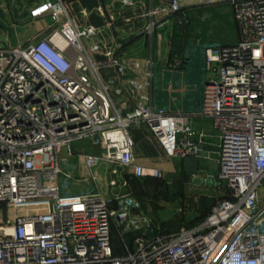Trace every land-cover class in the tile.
Returning a JSON list of instances; mask_svg holds the SVG:
<instances>
[{
	"label": "built area",
	"instance_id": "built-area-1",
	"mask_svg": "<svg viewBox=\"0 0 264 264\" xmlns=\"http://www.w3.org/2000/svg\"><path fill=\"white\" fill-rule=\"evenodd\" d=\"M221 1L231 5L238 39L201 48L196 113L218 133L214 181L226 197L199 224L170 233L157 231L131 195L64 191L73 171L68 159H82L90 171L105 162L114 174L121 168L136 178L161 177L160 168L147 170L134 156L129 128L145 123L167 158L199 157L202 135L193 140L189 116L152 109L142 94L148 82L137 74L123 82L133 71L59 2L35 7L30 17L53 8V19L65 18L60 25L15 46L0 44V264H264V0H202ZM178 9L174 0L169 11ZM122 95L133 101L130 112L115 102ZM85 140L99 152L74 151Z\"/></svg>",
	"mask_w": 264,
	"mask_h": 264
},
{
	"label": "crops",
	"instance_id": "crops-1",
	"mask_svg": "<svg viewBox=\"0 0 264 264\" xmlns=\"http://www.w3.org/2000/svg\"><path fill=\"white\" fill-rule=\"evenodd\" d=\"M173 1L0 0V29L4 31L9 40V34L23 33V42H25L28 32L31 30L34 31L36 37L43 36L52 28L60 25L65 18L53 19V8H49L37 18H31L30 11L42 4L54 2L62 4L67 17L79 27L94 26L96 35L92 41L102 42L107 48L114 49L115 53L133 71L126 75L123 82H127L129 77L137 74L141 81L148 82V86L144 88L142 94L147 96V103L152 109L163 108L169 114L180 111L189 116L191 126L196 132V137L193 140L197 141L199 135H202V154L199 157L189 155L176 158L183 162L186 159L190 160L189 163L196 162V165L192 166L189 163L186 164L189 169H192L193 177L198 176L197 178L202 180L208 176L215 178L218 172V133L209 118L196 113L202 98L204 77V57L201 48L213 42L233 43L238 39V31L234 18H230V20L228 18L227 24H223L221 21V28L214 32V37L210 36V32L204 30L202 26L205 25L204 22H197L195 26L191 22L192 11L199 16L203 12H209L208 10L212 7L230 5L227 1L205 4L202 0H176L179 9L171 13L169 7ZM23 22L27 24H17ZM222 28L226 29L223 31ZM23 42H17V45ZM180 58H183L184 62L175 64V61ZM99 59L104 60L102 56H99ZM104 71L111 72L112 68H105ZM114 99L117 105L126 103L123 113L130 112L134 107L133 101H129L124 95L114 96ZM141 125H145L147 129L142 136L138 134ZM129 132L134 141V156L141 164H151L152 166L154 164L158 168L157 164L163 162V159H170L162 154L156 141L155 143L151 141L154 139L145 123L132 125ZM75 144L73 145L74 151H76ZM91 146L95 148V146ZM63 151L66 156L61 155V158L67 157L66 150ZM85 153L97 154L98 152L85 151ZM73 160L72 158L68 159V163L73 169L71 174L92 187L91 190L89 189L90 191H84L85 187L76 186L67 192H100L95 169L105 167V173H111V177L105 174V178H108V189L110 188L108 197L125 194L124 188L127 182L122 175L128 173L126 170L118 168V172L114 174L112 165L101 162L90 171L85 167L82 159L76 157L74 163ZM198 162L203 165L198 166ZM209 162L212 165H208ZM213 163L214 167H211ZM90 175H93L95 179ZM110 180L116 181V184L111 186ZM121 180L123 181L120 186ZM202 183L204 184V182ZM209 186L219 188L216 182ZM100 193L102 194V192Z\"/></svg>",
	"mask_w": 264,
	"mask_h": 264
},
{
	"label": "rangeland",
	"instance_id": "rangeland-1",
	"mask_svg": "<svg viewBox=\"0 0 264 264\" xmlns=\"http://www.w3.org/2000/svg\"><path fill=\"white\" fill-rule=\"evenodd\" d=\"M216 10V11H215ZM209 12L196 15L193 11L190 14L191 22L195 26L197 22H204L202 25L206 32H210V36L214 37V32L221 28L220 22L227 24L226 20L233 19V13L231 10V5H224L223 7L211 8ZM215 12V13H214ZM29 23V22H28ZM18 25H26V22L17 23ZM223 31L226 28H222ZM0 44L4 47L15 46L17 42H23V33L9 34L10 40L6 38L4 31L0 29ZM237 34V32H236ZM238 35V34H237ZM36 37L34 31L28 32L27 39L30 40ZM147 129L145 125H141L138 134L143 135L146 133ZM155 143V140H151ZM150 141V142H151ZM151 142V144H152ZM76 152L93 151L99 152V148L92 147L88 141H79L75 144ZM63 156H66L63 151ZM76 159V156L72 157V160ZM73 160V163H74ZM163 164H157L158 168L162 170L161 177L146 175L141 179H135L130 173L123 174L127 184L124 188V193L136 198L140 204V212L144 216L148 217L154 224L157 231L162 233L173 232L178 229L179 226L189 225L199 219L200 216L205 212L206 208L218 198L225 195L221 188L214 186L205 185L203 183L197 184L193 181L192 169H189L188 164L189 159L184 162L179 158L163 159ZM192 162V161H191ZM196 162L189 163L191 166L196 165ZM208 165H212L207 163ZM203 164L198 162V166ZM104 166V165H103ZM147 170H151V167H155L153 164H146ZM214 167V163L213 166ZM157 168V167H156ZM105 167H98L95 169L96 175L98 176L97 185L102 192L104 197L110 195L108 189V178H105V174L111 177V173L107 174L104 171ZM76 170V168H75ZM150 172V171H148ZM101 173V174H100ZM71 178L67 180L66 187L64 191H69L72 187L84 188V191H90V185L76 178L70 174ZM197 176V174H196ZM198 177V176H197ZM61 180H66L63 176ZM120 182V186L122 184ZM90 189V190H89ZM0 208H4V205L0 204ZM5 215V209L2 211ZM0 216L1 220L5 221V216ZM130 234V233H127ZM123 236L125 239L126 235ZM114 241H120V235L115 229L113 232ZM116 238V239H115Z\"/></svg>",
	"mask_w": 264,
	"mask_h": 264
},
{
	"label": "trees",
	"instance_id": "trees-1",
	"mask_svg": "<svg viewBox=\"0 0 264 264\" xmlns=\"http://www.w3.org/2000/svg\"><path fill=\"white\" fill-rule=\"evenodd\" d=\"M222 197H226V195H223ZM216 200H214L207 208H206V210H205V212L202 214V216H200L199 217V219L197 220V221H195V222H193V223H189V225H183V226H185V227H193V226H195V225H197V224H199L201 221H203V219L205 218V216L208 214V212H209V210H210V207L214 204V202H215ZM179 227H181V226H179ZM178 227V228H179ZM170 233V232H169ZM116 239V238H115ZM132 239H133V234L132 233H130V234H127L126 235V237H125V240L126 241H128L129 243L132 241ZM117 242V241H116Z\"/></svg>",
	"mask_w": 264,
	"mask_h": 264
},
{
	"label": "water",
	"instance_id": "water-1",
	"mask_svg": "<svg viewBox=\"0 0 264 264\" xmlns=\"http://www.w3.org/2000/svg\"><path fill=\"white\" fill-rule=\"evenodd\" d=\"M206 80L208 81V78H206ZM193 181L195 183H197V184H201L202 182H204V184H206V185H213V184H215V181H214V177L213 176H208L204 180H202L201 178L194 177L193 178ZM216 184L219 185V182H216Z\"/></svg>",
	"mask_w": 264,
	"mask_h": 264
},
{
	"label": "bare ground",
	"instance_id": "bare-ground-1",
	"mask_svg": "<svg viewBox=\"0 0 264 264\" xmlns=\"http://www.w3.org/2000/svg\"><path fill=\"white\" fill-rule=\"evenodd\" d=\"M20 211L22 212V211H24V209L23 208H20Z\"/></svg>",
	"mask_w": 264,
	"mask_h": 264
}]
</instances>
